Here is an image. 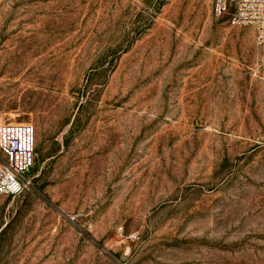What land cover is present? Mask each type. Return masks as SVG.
I'll list each match as a JSON object with an SVG mask.
<instances>
[{"label":"rangeland","instance_id":"obj_1","mask_svg":"<svg viewBox=\"0 0 264 264\" xmlns=\"http://www.w3.org/2000/svg\"><path fill=\"white\" fill-rule=\"evenodd\" d=\"M214 0H0V120L36 129L0 264H264V43Z\"/></svg>","mask_w":264,"mask_h":264},{"label":"built area","instance_id":"obj_2","mask_svg":"<svg viewBox=\"0 0 264 264\" xmlns=\"http://www.w3.org/2000/svg\"><path fill=\"white\" fill-rule=\"evenodd\" d=\"M231 10L232 22L253 24L258 42L264 43V0H214L215 14ZM35 149L34 125L0 121V195H21L31 187Z\"/></svg>","mask_w":264,"mask_h":264},{"label":"bare ground","instance_id":"obj_3","mask_svg":"<svg viewBox=\"0 0 264 264\" xmlns=\"http://www.w3.org/2000/svg\"><path fill=\"white\" fill-rule=\"evenodd\" d=\"M1 121V120H0ZM13 122H17V121H13Z\"/></svg>","mask_w":264,"mask_h":264}]
</instances>
